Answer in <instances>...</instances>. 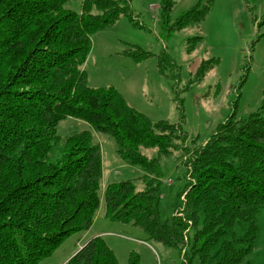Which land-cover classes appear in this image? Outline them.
<instances>
[{
    "label": "trees",
    "instance_id": "obj_1",
    "mask_svg": "<svg viewBox=\"0 0 264 264\" xmlns=\"http://www.w3.org/2000/svg\"><path fill=\"white\" fill-rule=\"evenodd\" d=\"M71 1L0 0V264H39L51 257L67 239L90 230L102 199L107 219L131 224L149 240L184 254L188 231L196 228L190 249L201 264H249L264 208V101L248 119L220 124L206 144L182 147L192 183L181 195L182 212L163 221L156 181L162 177L161 159L185 140L180 127L151 121L114 87H90L85 69L95 34L122 17L134 22L129 3L83 0L78 13L67 8ZM172 7V0L163 1L170 33L200 26L210 12L209 4L198 3L171 25ZM130 47L124 53L136 62L154 56ZM158 58L165 76L164 59ZM216 63L203 61L196 78L204 79ZM67 119L84 121L92 130L63 139L58 126ZM94 132L113 138L120 159L143 171L144 191L122 181L107 185L101 195L103 154ZM151 148L156 158L145 155ZM236 222L248 225L246 235L225 240ZM66 264L119 260L96 237ZM129 264H140L139 256L132 253Z\"/></svg>",
    "mask_w": 264,
    "mask_h": 264
},
{
    "label": "rangeland",
    "instance_id": "obj_2",
    "mask_svg": "<svg viewBox=\"0 0 264 264\" xmlns=\"http://www.w3.org/2000/svg\"><path fill=\"white\" fill-rule=\"evenodd\" d=\"M126 1L134 22L122 17L111 28L95 34L85 69L90 87H114L132 108L151 121L167 120L180 127L185 140L179 144V151L161 159L162 177L156 181L161 192V218L170 222L182 212L181 195L191 182L182 147L206 144L220 124L231 117L248 119L263 104L264 0H172L171 25L198 3L210 6L200 26L172 33L164 28V0ZM82 2L72 0L67 8L80 13ZM132 45L154 56L136 62L124 53ZM188 46L192 52H188ZM159 56L164 59L165 76L160 73ZM212 59L217 60L215 67L198 80L201 63ZM85 130H92L88 123L67 119L59 124L58 135L65 139ZM94 136L103 154L101 195L107 185L122 181H132L137 192L144 191L143 171L120 159L115 140L96 132ZM144 153L149 158L158 155L156 148ZM202 226L203 218L199 228ZM257 226L253 250L245 260L249 264H264V208L257 215ZM247 231V224L236 222L225 240L241 239ZM195 233L196 228L189 229L187 254L181 253L180 249L149 240L144 231L131 224L107 219L102 199L90 230L73 235L39 264H66L79 246L93 237H102L109 244L119 264H129L132 253L139 256L140 264H201L190 249ZM220 246L213 249V254Z\"/></svg>",
    "mask_w": 264,
    "mask_h": 264
},
{
    "label": "crops",
    "instance_id": "obj_3",
    "mask_svg": "<svg viewBox=\"0 0 264 264\" xmlns=\"http://www.w3.org/2000/svg\"><path fill=\"white\" fill-rule=\"evenodd\" d=\"M95 237H96V236H95ZM93 238H94V237H93ZM85 244H86V243L80 245L78 250H80ZM78 250H77V251H78ZM77 251H75L72 255H74ZM72 255H71V256H72Z\"/></svg>",
    "mask_w": 264,
    "mask_h": 264
}]
</instances>
